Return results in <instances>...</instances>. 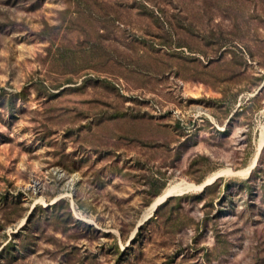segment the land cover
<instances>
[{"label": "rangeland", "instance_id": "374dc122", "mask_svg": "<svg viewBox=\"0 0 264 264\" xmlns=\"http://www.w3.org/2000/svg\"><path fill=\"white\" fill-rule=\"evenodd\" d=\"M263 130L264 0H0V264H264Z\"/></svg>", "mask_w": 264, "mask_h": 264}, {"label": "bare ground", "instance_id": "6f19581e", "mask_svg": "<svg viewBox=\"0 0 264 264\" xmlns=\"http://www.w3.org/2000/svg\"><path fill=\"white\" fill-rule=\"evenodd\" d=\"M261 143H264V130H263V134H262V141ZM261 144V145H262ZM258 157V156H257ZM257 157L254 160V163L251 164L250 166L242 169V170H238L236 171L233 168H227L225 170H221L220 172L209 176L202 184H197L194 182H190L188 180H183L181 182H179L178 184H171L169 185L164 192L152 203V205L146 210V212L144 213L143 218L141 219V223L144 222V220H146L149 216H151L155 209H158L159 204L164 201L168 196L173 195V194H182V193H186V192H192V191H200L203 187V185L205 183L208 182H213L216 178L225 175V174H233V175H248L251 171V169L253 168L254 164L257 161ZM157 211V210H156ZM26 222V219L24 220ZM28 221V220H27ZM140 226H142L141 224L138 226L137 229H135V232L138 230L139 232V228ZM135 232L133 234V236L135 235ZM135 238V237H134ZM133 238V239H134ZM132 239V240H133Z\"/></svg>", "mask_w": 264, "mask_h": 264}, {"label": "water", "instance_id": "95a60500", "mask_svg": "<svg viewBox=\"0 0 264 264\" xmlns=\"http://www.w3.org/2000/svg\"><path fill=\"white\" fill-rule=\"evenodd\" d=\"M222 177V176H220ZM220 177L216 178L213 182H208V183H205L202 187V189L200 191H205L209 186H211L212 184H214ZM187 193H190V192H186V193H182V194H173V195H170L168 196L164 201H162L159 206H161L162 204H164L165 202H167L171 197H175V196H182V195H185ZM158 206V208H159ZM141 227V226H140ZM140 229V228H139Z\"/></svg>", "mask_w": 264, "mask_h": 264}, {"label": "trees", "instance_id": "16d2710c", "mask_svg": "<svg viewBox=\"0 0 264 264\" xmlns=\"http://www.w3.org/2000/svg\"><path fill=\"white\" fill-rule=\"evenodd\" d=\"M209 187H210V186H209ZM209 187H208V188H209ZM208 188H207V189H208ZM207 189H206V190H207Z\"/></svg>", "mask_w": 264, "mask_h": 264}]
</instances>
